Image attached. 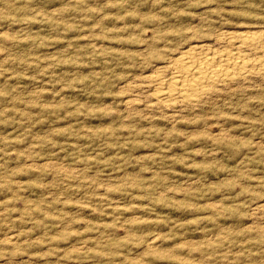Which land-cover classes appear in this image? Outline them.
Masks as SVG:
<instances>
[{"label": "rangeland", "instance_id": "1", "mask_svg": "<svg viewBox=\"0 0 264 264\" xmlns=\"http://www.w3.org/2000/svg\"><path fill=\"white\" fill-rule=\"evenodd\" d=\"M236 32L264 0H0V264H264V70L144 89Z\"/></svg>", "mask_w": 264, "mask_h": 264}, {"label": "bare ground", "instance_id": "2", "mask_svg": "<svg viewBox=\"0 0 264 264\" xmlns=\"http://www.w3.org/2000/svg\"><path fill=\"white\" fill-rule=\"evenodd\" d=\"M236 34L215 36L216 41L223 38L230 44L231 48L228 49H214L208 43L204 44L203 40L190 42L177 54L171 55L164 65L156 67L148 78L145 76L148 80L144 81V89H152L153 105L173 110L177 106L173 105L175 100L188 101L190 104L197 102L220 85L245 79L253 70H264V33ZM250 52L258 54L255 57ZM180 104L182 103H178Z\"/></svg>", "mask_w": 264, "mask_h": 264}]
</instances>
